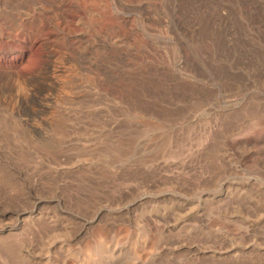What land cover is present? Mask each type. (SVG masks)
Here are the masks:
<instances>
[{
  "label": "rangeland",
  "instance_id": "rangeland-1",
  "mask_svg": "<svg viewBox=\"0 0 264 264\" xmlns=\"http://www.w3.org/2000/svg\"><path fill=\"white\" fill-rule=\"evenodd\" d=\"M0 72V264H264V0H0Z\"/></svg>",
  "mask_w": 264,
  "mask_h": 264
},
{
  "label": "bare ground",
  "instance_id": "bare-ground-1",
  "mask_svg": "<svg viewBox=\"0 0 264 264\" xmlns=\"http://www.w3.org/2000/svg\"><path fill=\"white\" fill-rule=\"evenodd\" d=\"M4 76V78H10V77H12V75H11V73H4V72H0V77H3ZM24 124L25 125H27V127H28V129H29V131H31V132H34L35 131V129H34V125L31 123V121L30 120H28V119H25V121H24ZM27 129V130H28ZM33 130V131H32ZM32 134V133H31ZM34 135V134H33ZM34 137V136H33ZM35 141H37V140H35ZM30 217V216H29ZM103 241V240H102ZM102 244V243H101ZM116 245V244H115ZM89 247V246H88ZM99 248V247H98ZM87 249V248H86ZM104 249V248H103ZM90 250V249H89ZM88 251V250H87ZM89 252V251H88ZM101 253V252H100ZM103 253H104V251H103ZM116 254V253H115ZM92 255V254H91ZM108 255H109V253H108ZM107 255V256H108ZM91 257V256H90Z\"/></svg>",
  "mask_w": 264,
  "mask_h": 264
}]
</instances>
